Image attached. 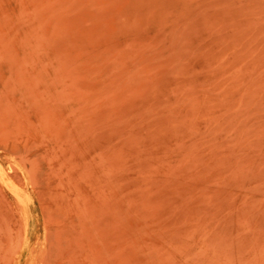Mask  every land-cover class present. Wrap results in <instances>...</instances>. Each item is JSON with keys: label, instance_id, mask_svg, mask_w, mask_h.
<instances>
[{"label": "rangeland", "instance_id": "rangeland-1", "mask_svg": "<svg viewBox=\"0 0 264 264\" xmlns=\"http://www.w3.org/2000/svg\"><path fill=\"white\" fill-rule=\"evenodd\" d=\"M0 176V264H264V0H0Z\"/></svg>", "mask_w": 264, "mask_h": 264}, {"label": "bare ground", "instance_id": "bare-ground-1", "mask_svg": "<svg viewBox=\"0 0 264 264\" xmlns=\"http://www.w3.org/2000/svg\"><path fill=\"white\" fill-rule=\"evenodd\" d=\"M2 174V173H1ZM1 177V176H0ZM4 178V177H3Z\"/></svg>", "mask_w": 264, "mask_h": 264}]
</instances>
